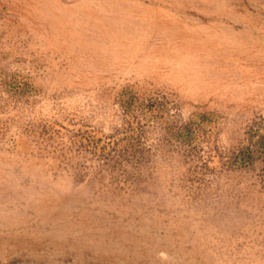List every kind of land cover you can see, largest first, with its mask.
<instances>
[{
    "label": "rangeland",
    "instance_id": "1",
    "mask_svg": "<svg viewBox=\"0 0 264 264\" xmlns=\"http://www.w3.org/2000/svg\"><path fill=\"white\" fill-rule=\"evenodd\" d=\"M0 264H264V0H0Z\"/></svg>",
    "mask_w": 264,
    "mask_h": 264
}]
</instances>
